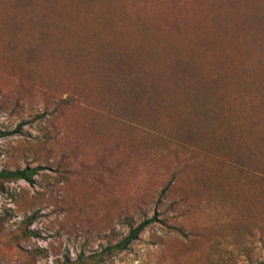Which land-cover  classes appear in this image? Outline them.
<instances>
[{
	"label": "rangeland",
	"instance_id": "374dc122",
	"mask_svg": "<svg viewBox=\"0 0 264 264\" xmlns=\"http://www.w3.org/2000/svg\"><path fill=\"white\" fill-rule=\"evenodd\" d=\"M203 8L216 24L168 55L175 79H149L160 38H183L189 23L173 21L197 10L188 18L201 24ZM84 10L89 28L130 20L142 40L107 72L84 60L91 30L72 13ZM224 35L258 60L234 79L249 93L223 104L209 95L228 86ZM263 49L264 0H0V172L41 168L2 186L0 264L74 262L152 218L103 264H264V193L245 170H264ZM243 96L251 107L236 105ZM31 217L32 235L11 242Z\"/></svg>",
	"mask_w": 264,
	"mask_h": 264
},
{
	"label": "trees",
	"instance_id": "16d2710c",
	"mask_svg": "<svg viewBox=\"0 0 264 264\" xmlns=\"http://www.w3.org/2000/svg\"><path fill=\"white\" fill-rule=\"evenodd\" d=\"M203 10L205 11L206 9L203 8ZM203 10H201L200 12H202ZM84 11L85 12L72 11V13H74L77 16V18H80V17L84 18L83 16L87 15L86 24L84 28L89 29V31L91 30L90 31L91 34H86L88 36H86V40L83 43L86 45L85 47L83 46L82 42L80 44L83 48V51H85L84 60L86 64L97 62L95 74L96 72L98 73L107 72L108 70L106 66L108 63L112 61V59L115 61L116 59H118L117 57H120L122 55L123 51L131 50L129 46L132 42L142 41L141 38H139L138 40L133 38L136 32L134 28L136 27V24L134 21L128 20L126 23V26L120 32L119 30L117 31L116 29L109 26L108 22L101 20V19H97L95 22L101 21L103 23L102 26H106L107 28L106 31L96 28L94 24L91 26V28H89L87 24L93 21L96 18V16L90 15L93 13L91 11H86V10ZM206 11L207 12L205 14V18L204 20H201L202 21L201 24L200 23L195 24L194 17L188 18V17H191L193 13L197 12V10L196 11L183 10L181 15L177 18V21H173V22L179 21V24H177L179 25L178 27H181L182 25H184L183 21L189 24L184 25L185 31L183 32V38H180L177 41L172 42V41H169L167 38H163V37L160 38L158 42V47H159L158 58L156 62L154 63L155 65L152 66V69L149 72V79L153 81H156L155 78L159 79L160 81L167 80V79H172V80L175 79L170 75V72H168V69H167V66L171 65L174 62H171V61L166 62V59L168 58V55L170 53H174L176 51L178 43L184 44V37L188 35V31L190 28L200 27V29H203V28L206 29V28H210L212 25L214 27V25L216 24L214 21V17L213 16L211 17L212 14L210 12L208 13L209 10H206ZM64 13H66L65 10H64ZM63 14L59 15V19L57 23H53L52 24L53 26L51 25L54 30L56 29V27L60 28L62 26L63 27L66 26L65 22L61 23ZM55 25L57 26L54 27ZM79 29L81 31H84L83 28H79ZM71 32L74 35H79L78 34L79 32H77L76 30L75 31L71 30ZM237 38L239 39L238 35L237 37L235 36L234 39L229 43V41H227V36L226 35L223 36L222 44H224V47L226 49V54L227 56L229 54L233 56V61L229 63L228 70L226 71L229 75V77L226 79L230 83H228L224 79L225 83L228 85L227 87L221 86V88L219 89L218 85L212 86L211 91H214V92L209 96L214 95L215 98L219 97L221 94H225V95L231 94L232 96L234 94L233 92L239 93V92H243L244 89H246V87H244V83L243 84L241 83L235 86L237 82L235 84L234 79L236 77L238 80L239 73L240 71H242L241 68L244 65L250 62L255 63V61L258 59L252 57L251 53L246 52L243 46H241L240 39L238 40ZM219 70H223V68L219 67ZM245 91L249 93L247 89ZM253 91L254 89L252 88V92ZM245 97L246 96H243L242 99L239 98L241 100L237 101L236 105L237 103H240L239 105L247 104V106L251 107L252 105L249 102H247ZM221 102H223V104L225 103L223 96H220V103ZM223 104H221L220 106H222ZM230 107H231V103H230ZM231 110L233 111L235 115H237L238 111L247 112V110H243L240 107L232 108ZM9 135H10L9 132L0 130V139L6 138ZM261 169L262 168L260 166V163H258L257 166L253 167V169L252 168L245 169L249 175L248 177L251 179V184H252L251 190L252 192H258L257 193L258 195H263L264 193V170H261ZM40 170L41 168L37 167L34 169L27 168L24 170L1 171L0 172V192L3 190V187H2L3 184H6V183L24 181L28 184H32L33 178L36 172ZM167 190H168L167 187L164 188L161 194H164ZM31 220H32V217L25 220V225L20 229L19 234L16 237L11 239V242H16L17 239H25L32 235L31 233L25 230V226L28 223H30ZM153 221H154V218L140 223L136 228L130 230L128 236L125 239H123L122 241H120L119 243L115 245L107 246L101 251L90 254L88 256L81 255L74 262H69L66 260L62 264H103L107 262L108 260H110L111 258H114L120 253H122L123 251H125L127 247L133 241L137 239V236L139 235V233Z\"/></svg>",
	"mask_w": 264,
	"mask_h": 264
}]
</instances>
